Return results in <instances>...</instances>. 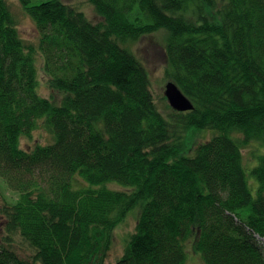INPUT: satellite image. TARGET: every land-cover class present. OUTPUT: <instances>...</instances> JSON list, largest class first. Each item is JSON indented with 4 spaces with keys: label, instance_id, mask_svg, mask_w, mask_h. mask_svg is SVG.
Instances as JSON below:
<instances>
[{
    "label": "trees",
    "instance_id": "16d2710c",
    "mask_svg": "<svg viewBox=\"0 0 264 264\" xmlns=\"http://www.w3.org/2000/svg\"><path fill=\"white\" fill-rule=\"evenodd\" d=\"M18 1L38 37L0 0V178L17 195L0 192V264H107L131 210L112 264H186L188 242L202 264H264V0H87L97 21ZM158 31L188 112L163 115L132 51ZM39 126L51 142L22 149Z\"/></svg>",
    "mask_w": 264,
    "mask_h": 264
},
{
    "label": "rangeland",
    "instance_id": "374dc122",
    "mask_svg": "<svg viewBox=\"0 0 264 264\" xmlns=\"http://www.w3.org/2000/svg\"><path fill=\"white\" fill-rule=\"evenodd\" d=\"M41 0H32V3H38ZM67 4H73L77 7H79L81 10L85 12L87 17L91 21H97L100 20V17L94 14V10L90 4H88L87 0H63ZM6 2L9 5L10 10L17 18V29L19 32V35L21 36L24 41L27 42H33L35 43L37 41V31L35 29V26L33 24V21L30 19V17L26 16V14L23 13L22 8L20 7V3L18 0H6ZM161 31L154 32L151 34H147L145 36H142L138 40H135L131 44V48L133 53L142 61L144 66L146 67L148 74L150 76L151 81V90L155 96L156 104L158 105L160 111L165 116H169L168 113H170V109L167 107V100L163 99L164 96V87L165 83L168 82V80L164 79V68H165V57L163 52V45L160 35ZM45 76L40 72V84H39V92L45 97H50L52 94L54 95V99L56 101L59 100L60 94L57 92L52 91L51 89H48L47 86H45ZM190 134V132H189ZM193 134V135H191ZM190 134V138L188 136V142H193L194 145L203 143L207 141L209 138L212 137L214 132L212 130H205L202 132H192ZM194 136V137H193ZM236 136H239L236 134ZM52 140V135L49 131H47L42 126H39L38 129H35L32 131L31 136H22L20 139V144L22 149L32 147L35 144H46L50 143ZM189 144V143H188ZM258 148L262 150V147L257 142H251L243 147V157L245 160V163L248 164V162L251 161V163H254L255 165L257 162V159H253V154H256L258 151ZM259 153V152H258ZM257 153V154H258ZM252 165V166H253ZM3 180L0 178V192L3 194V196L7 197L8 199H15L17 198L16 193L9 191L2 182ZM253 182V181H252ZM255 185V181L253 182ZM5 184V183H4ZM111 187H116L114 184H110ZM121 187V186H120ZM118 188V187H116ZM122 189L125 187H121ZM2 199L0 198V202ZM134 210L130 211V214L126 217L123 223H121L116 230L114 231V243L111 251L109 252V257L107 259V264H112V262L116 261L119 257L118 255L121 253V250L123 249V238L134 230L135 222H136V214L135 212H132ZM132 212V213H131ZM3 218L0 217V235H2V225H3ZM257 243L264 248V240L260 238L259 236L255 235ZM193 248V245L191 242H188L186 244V251H187V261L186 264H202V261L199 257V255L195 252Z\"/></svg>",
    "mask_w": 264,
    "mask_h": 264
},
{
    "label": "water",
    "instance_id": "95a60500",
    "mask_svg": "<svg viewBox=\"0 0 264 264\" xmlns=\"http://www.w3.org/2000/svg\"><path fill=\"white\" fill-rule=\"evenodd\" d=\"M182 91L172 81L165 83L164 96L167 100V104L176 111L184 112L191 110L193 105L191 101L186 97Z\"/></svg>",
    "mask_w": 264,
    "mask_h": 264
}]
</instances>
